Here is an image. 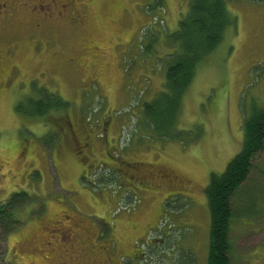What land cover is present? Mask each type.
I'll use <instances>...</instances> for the list:
<instances>
[{"label":"rangeland","instance_id":"obj_1","mask_svg":"<svg viewBox=\"0 0 264 264\" xmlns=\"http://www.w3.org/2000/svg\"><path fill=\"white\" fill-rule=\"evenodd\" d=\"M24 2L35 3L19 0L0 25V205L28 199L8 239L13 264H208L207 186L264 108V0L228 3L236 25L199 65L165 139L143 105L163 90L169 34L191 0H86L78 26L40 29ZM40 34L51 39L38 50ZM86 38L100 50L82 51ZM47 94L67 108L19 111ZM232 206L231 264H264V149Z\"/></svg>","mask_w":264,"mask_h":264},{"label":"trees","instance_id":"obj_2","mask_svg":"<svg viewBox=\"0 0 264 264\" xmlns=\"http://www.w3.org/2000/svg\"><path fill=\"white\" fill-rule=\"evenodd\" d=\"M230 1L191 0L190 8L180 19L177 30L169 34L173 50L167 58L163 90L143 105V117L150 122V129L163 139L177 136L176 122L183 98L194 81L199 65L220 46L227 29L236 25V18L228 9ZM54 99L58 102L54 103ZM34 101L33 109L19 105V111L39 116L45 115L51 108H67L66 101L56 95L47 94ZM243 128L242 149L223 172L212 173L207 186L211 214L208 264H231L234 247L230 236L234 217L232 198L249 179L254 159L264 149V108L245 117ZM26 201L27 192H14L0 205V264H13L8 239L20 225L16 209H20Z\"/></svg>","mask_w":264,"mask_h":264},{"label":"flooded vegetation","instance_id":"obj_3","mask_svg":"<svg viewBox=\"0 0 264 264\" xmlns=\"http://www.w3.org/2000/svg\"><path fill=\"white\" fill-rule=\"evenodd\" d=\"M19 0H0V25L4 19H10L12 13L15 11L22 10ZM35 1L32 6L27 2L22 5L31 8L27 12L28 21L36 22L35 26L37 29L42 28L43 23H50L55 21L57 24L67 27H76L82 21V15L84 14V8L87 6L86 0H29ZM56 9V10H55ZM59 21L61 23H59ZM37 42V49L41 50L46 43L50 42L51 36L40 34L35 36ZM39 40L43 46L39 45ZM82 51L88 50H100L99 46H95L92 41L87 38L83 40ZM14 50V49H13ZM9 53V52H8ZM55 56L62 55L61 51L53 52ZM75 55L66 56V60L74 61L76 58L71 57Z\"/></svg>","mask_w":264,"mask_h":264}]
</instances>
